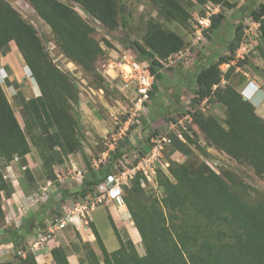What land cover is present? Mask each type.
<instances>
[{
	"label": "trees",
	"instance_id": "1",
	"mask_svg": "<svg viewBox=\"0 0 264 264\" xmlns=\"http://www.w3.org/2000/svg\"><path fill=\"white\" fill-rule=\"evenodd\" d=\"M71 1L78 3L82 10L110 29L118 28L123 22L118 19L119 7L116 0ZM152 1L160 7L162 13L175 20H187L191 16L178 0ZM194 1L215 5L229 3L228 0ZM29 3L51 27L63 53L81 63L84 68H92L97 57L103 53V47L94 37L92 25L74 6L62 0H29ZM250 13L255 20L260 21L264 58V0L258 9H252ZM223 19V13L214 14L211 27L205 31V35L211 29H220ZM237 40L234 39L230 43L233 53L239 42L238 38ZM12 41L41 87L42 96L39 100H27L19 89V83L7 80L18 89L15 98L21 100L24 105L28 136L0 83V226L4 224L6 216L3 201L10 198L14 192L12 185L5 178L3 168L15 156L24 157L31 151L29 138L34 137V143L38 144L39 137H44L41 142L50 149L51 154L48 157L51 158L56 157L57 145L61 146L64 153L82 148L78 118L72 112L73 106L79 102L77 92L72 94L73 102L68 105L69 108L58 106L54 97L50 101L46 100L48 94H45L54 84L66 88L68 85L75 87L74 83L67 81L64 74L48 60L36 27L24 18L9 0H0V55L11 50ZM134 43L138 50L133 51L147 60L156 77L160 78L161 74L157 72L156 67L162 66L161 60L180 51L184 46V39L175 31L163 27L160 22L152 20L143 42ZM212 59L210 58L209 64L201 66L195 74L196 88L192 102L199 104L206 98L211 102H221L226 116L221 121L215 116H206L199 112L200 115L191 114L193 120L210 146L225 152L242 164L250 165L257 175L264 176V117L256 112L254 104L244 99L235 86L221 85L223 76L220 65L232 60V56L222 55L216 62ZM4 69L9 74L12 72L9 64H6ZM37 101L42 103V109L36 107ZM36 127L42 128L43 131ZM50 127L54 128L52 133L49 132ZM45 131L48 132L47 136L42 134ZM54 136L61 140L56 141ZM171 137L174 148L181 151H188L190 143L195 141V138L186 132L185 141L175 134H171ZM120 147L121 143L117 144L116 157L121 156ZM134 164L136 159L130 166ZM111 166L108 162L99 172L90 167L85 187L73 194H94L95 186L113 171ZM167 170L171 176L164 170L157 172V182L164 189L161 199L145 197V188L142 186L145 176L142 172H137L129 184L124 185L127 191L125 203L134 221H130V224L138 232L137 241L140 233L146 253L139 254L130 236L126 240L122 238L111 215L110 219L120 245L117 249L109 251L90 215L89 224L101 251L102 260L97 252L92 250L88 264H264V198L257 202L249 201L240 186L236 187L238 183L231 174L224 176L205 163L173 162ZM49 176L55 177L53 171ZM14 232L16 230H11L13 237L10 235L6 240L4 238L0 245L17 246L20 241H24L23 235H14ZM68 252L62 245L52 247L54 264H70ZM22 262L38 264L32 253ZM81 262L85 264L83 260ZM3 264H17V261L10 260Z\"/></svg>",
	"mask_w": 264,
	"mask_h": 264
},
{
	"label": "rangeland",
	"instance_id": "2",
	"mask_svg": "<svg viewBox=\"0 0 264 264\" xmlns=\"http://www.w3.org/2000/svg\"><path fill=\"white\" fill-rule=\"evenodd\" d=\"M9 1L24 18L36 27L48 55V60L64 74L67 81L70 80L74 83L75 87L68 85L66 88L54 84L51 90L46 91L45 94H48L46 100L50 101L54 97L58 106H67L69 108L68 105L73 102L71 96L77 92L79 102L73 106L72 112L78 118L80 134L82 136H90L92 140L84 143L89 153L88 156L96 159V161L93 159V163L97 162L98 166H101L108 165V162H110L112 165L111 170L113 169L112 172L118 169L122 170L125 166H130L134 162V159L139 154L140 143H144L146 148L152 144V136H154L155 130L158 128L156 124L157 126L158 124L162 125V128H159L155 134L163 133L162 131L168 133L170 132V122L183 118L186 124L192 122L188 129L193 134L195 133L194 135L190 134L195 138V141L190 143L188 151L174 148L173 143L165 146L162 150V155L157 161L158 167L156 165L152 166L156 170L154 181L145 180V182H142V186L145 188V197L161 199L164 196V189L157 182L158 170H164L166 174L171 176L167 168L173 162H192L195 164L205 163L224 176L231 174L238 183L236 187L240 186L249 201L257 202L264 198V176L257 175L250 165L242 164L225 152L210 146L199 126L194 120L190 121L188 117V113L200 115L199 112H202L206 116H215L221 121L225 118L226 111L221 102H211L207 98L199 104L192 102L196 88L195 74L201 69V66L207 65L210 58H213V62H216L225 54L231 55L233 59L230 62V66L226 68V75L224 81H221V85L232 84L245 99L250 97L249 100L254 104L256 112L264 117L263 42L260 23L254 20L250 13V10L258 9L263 0H228V4H222L216 9L217 13L225 15L220 29H211L205 35V38L200 40H197L194 35V25L198 16L204 14V4L197 3L194 0H178L191 14L187 20H175L162 13L160 7L152 0H116L119 7L118 19L123 20L116 29H110L103 25L99 20L82 10L78 3L71 0H62L74 6L81 16L92 25L94 29L93 35L103 47V53L97 57L90 69L84 68L81 63L63 53L51 27L38 15L30 5L29 0ZM152 20L160 22L166 29L180 34L184 39V46L178 53L163 59L162 66L156 67L161 77L157 78L155 76L154 84H156V87L151 93L150 102L145 104V109L142 110V107L137 111L135 105L138 96L134 88V80H136L140 69L134 71L132 77L127 79L124 76V72L129 69L133 70L131 63L136 61L135 59L146 64L145 59L143 60L138 55L135 57L136 53L133 49L138 50L135 48L134 42H143V37ZM254 21L256 22L255 24ZM237 38L239 42L233 53L230 43L234 39L237 40ZM10 45L11 50L0 55V83L7 97L13 106L16 107L18 102L14 101L13 93L17 88L7 82L8 79L11 80L13 78V74H9V72L4 70V66L9 64L10 67H14V71L21 79L25 74L28 76L32 74L15 43L12 41ZM238 53L242 55L237 57ZM129 54L134 55L135 59ZM148 55L152 56L149 53ZM32 81L36 85L34 79ZM127 83L129 84L127 85ZM19 86L27 92L31 84L30 82H24L23 85ZM152 119H158L159 121L154 123ZM100 123H103L101 127H99ZM164 125H167V127L165 128ZM96 130L100 133H97ZM120 143L121 156L116 157V147ZM104 151H107L105 158L102 154ZM77 157L78 155H73L79 168H86L85 161L83 160L84 162L81 163V161L77 160ZM102 158L103 160H100ZM71 162L69 161V163L63 165L64 171L62 169L61 171L59 170L62 175L64 173L63 176L69 181L72 180V176H76V174L68 173V166H71ZM99 170L101 168L98 169V172ZM6 171L4 169V172ZM65 184L56 188L58 193L49 191L50 195L47 197L52 199L51 205L57 210L62 208V204L72 207L75 196H79L78 194H73L74 192H70V188H64ZM73 187L75 188L76 186ZM39 193H42V190ZM95 194L96 191L93 196ZM126 194L127 191L123 187L121 195L124 200ZM44 202L42 201L39 205L34 206V212L45 208L42 206ZM111 203L112 206L114 204L117 205L115 200L105 199L103 203L98 204L90 213L106 247L111 251L117 249L120 245L110 219L111 215L122 238L126 240L130 236L139 254L144 255L146 249L142 237L139 233V240L137 241L138 232L130 224V221L133 223L134 221L128 211H126L128 209L127 205L125 206L126 203L121 206V209L115 205L111 207ZM9 234L8 230L7 232L4 230L0 235V241L1 238L4 239L10 236ZM29 239L31 237L19 243L24 244ZM83 239L85 240L82 243L84 244V251L80 259L85 264H88L90 252L94 250L102 260L101 251L94 239L92 241L88 238ZM6 245L9 244L1 245L0 247H8ZM5 249L7 248H3V251ZM4 253L0 254L3 255ZM36 262L38 264H54V261L52 263L49 261V257L48 259L47 257L38 258Z\"/></svg>",
	"mask_w": 264,
	"mask_h": 264
},
{
	"label": "crops",
	"instance_id": "3",
	"mask_svg": "<svg viewBox=\"0 0 264 264\" xmlns=\"http://www.w3.org/2000/svg\"><path fill=\"white\" fill-rule=\"evenodd\" d=\"M13 68L14 67H11L12 69L11 73L13 74L12 75L13 80L11 79L12 82L17 81L19 85H23L24 82H30L31 84L30 89L27 92L24 90V88H21L19 86V89L22 90L24 97L27 100L31 98H36L37 100H39V97L42 96V91L36 79L32 75L28 76L27 74H25L23 78L21 79L18 76V74L14 71ZM29 71L31 73V70ZM33 79L36 85L33 83L32 81ZM11 85H14V84L12 83ZM17 90L13 93V99L16 103L18 102V104L16 107H14L12 103L11 104L14 108V111L18 117V120L22 128L26 131L27 135L29 136V133L26 129L27 125L24 121L25 117H27L26 115L27 113L23 109L24 105L22 101L15 98V94L17 93ZM41 104L42 103H40V101H37L36 107L38 106V109H42L43 107ZM152 120H153L152 122L154 123H157L159 121L158 119H152ZM102 124L103 123H100L99 127H101ZM156 127H158L156 128L158 130L159 128H162V125L158 124L157 126L156 124ZM164 127L166 128L167 125H164ZM36 128L41 132L43 131L42 128L40 127H36ZM53 129L54 128L50 127L49 132L52 133ZM157 130H155V133L157 132ZM96 131L97 133H100L98 130ZM94 133L96 134V132ZM42 134L46 135L48 134V132L45 131ZM101 135H104V134H101ZM54 137L56 141L61 140V138L57 136H54ZM41 138L43 139L44 137H41V136L39 137L38 144L34 143L33 141L35 139L34 137L29 138L30 145H31L30 146L31 151L27 153L24 157H21L18 155L15 156V158L12 161L8 162L4 167V169L7 170L6 171L7 173L4 172L5 178L12 185L14 192L12 193V196L10 198L4 199L3 201L6 216H5L4 225L0 226V235L1 233L4 232V230L6 231L8 230L10 233H11V230H16V232H14V235H17L19 233V235L24 236V239H27L33 235L30 233H35L36 230L38 231V230L47 229L50 221L55 215L63 214V211H62L63 208H59V210H57L53 205H51L52 199H49L47 202H44V204H42V206H44L45 208H42V210L40 211L36 210L37 212L36 211L34 212L33 210L34 206L39 205L40 203V202L34 201L33 199L34 193L39 192L46 186L49 187V190L51 192L56 193L57 191L55 189L58 186L63 185L64 183H66L65 184L66 186H64V188H70L71 189L70 192L78 193L86 185L85 180H86V176L89 172L88 170L90 169V167L92 168L94 166L92 168L93 171L98 172V169L107 165L105 164V165L98 166L97 162L93 163L94 158L88 156L89 153L87 152L85 143L87 141L88 142L92 141L90 136H86V135L82 136L80 134L79 138L82 144V148L78 151H74L71 153H64L61 146L57 145L56 154H55L56 159L48 157L49 154H51L50 149H48L47 145H44L41 142ZM102 154H103V157L105 158V156L107 155V151L102 152ZM73 155L74 156L78 155L77 160L81 161V163L85 161L84 163H85L86 168H83V169L79 168L78 163H76V161L73 158ZM94 160L96 161V159ZM100 160H103V158ZM69 161H72V162H71V166H68L69 168L68 173L76 174V176H72V180L70 181L69 179L63 176L64 173L62 175L60 172L61 169L64 171L63 165L69 163ZM102 162L104 163V161ZM48 164H50L51 166H49ZM26 170H28L29 173ZM51 171H53V173L55 174V177L53 178L49 176ZM57 172L58 174H60L61 178L63 179V182H59L58 177H57ZM73 179H76V180L73 181ZM73 186H76V187L74 188ZM113 206L111 203V207ZM11 236L13 237V235ZM73 236H75V238H73ZM83 238H88L91 241L92 239H94L95 241V235L92 232L91 227L89 226L88 228H83V231H82V228L76 227L73 224H69L62 231L56 234V237L54 238V240L50 242V247L49 249H47V252L45 254L39 255L38 258L47 257L48 259L49 257V261H51L52 263L54 261L51 256L52 247L62 245L65 248H67L69 251L68 258H69L70 264H82L80 258L82 256V252L84 251L82 243L85 242V240ZM1 240L4 241L3 238H1ZM5 240H6V237H5Z\"/></svg>",
	"mask_w": 264,
	"mask_h": 264
},
{
	"label": "built area",
	"instance_id": "4",
	"mask_svg": "<svg viewBox=\"0 0 264 264\" xmlns=\"http://www.w3.org/2000/svg\"><path fill=\"white\" fill-rule=\"evenodd\" d=\"M219 8V5L213 3L204 4V14L198 16L196 19V24L194 25V35L197 40L205 38V31L211 26V18L216 14V9ZM256 22H254L255 24ZM134 58V55L129 54ZM242 54L238 53L237 57ZM136 57V56H135ZM135 59V58H134ZM133 61L131 66L133 70H125L124 76L127 79L132 77L134 71L138 69V76L134 80L136 92L138 95L135 109L139 111L142 107V110L145 108V104L150 101V92L153 88L155 74L152 72L149 64L146 62ZM230 66V62L223 63L220 68L222 70V81H224V74L227 71V67ZM129 83H127L128 85ZM190 121L192 117L188 115ZM192 123V122H191ZM190 123V124H191ZM189 124H186L183 118L179 120L172 121L170 124V130L181 140H185V132L191 133L188 129ZM171 143L170 132L165 134H158L152 138V144L145 147L143 144L142 151L143 154H138L136 164L133 166H125L124 169H118L106 176V178L95 186L96 194L86 195V196H75V201L72 204V207H68L65 204L62 205L63 214L55 215L50 221L47 229L38 230L36 233H33L31 239L26 243L9 244L5 251L0 247V250L4 253L0 257V264H3L6 261H17V264H23V260L27 259L29 253L34 254L35 257H39L41 254H45L47 249L50 247V242L54 240L56 234L62 231L67 225L73 224L79 228H88L90 226V213L98 204H101L108 200H115L118 208H121L125 204V200L122 197V188L124 185L128 184L132 178L137 174V172H142L145 176L142 179V182L154 181L156 170L153 168V165H158L157 161L162 155V150L166 145ZM146 149V150H145ZM158 167V166H157ZM57 177L59 182H63L60 174L57 172ZM42 193H34L33 199L35 202L47 201L49 194V187L46 186L42 189ZM44 192V193H43ZM58 193V191L56 192ZM61 194V191H59ZM49 200V199H48ZM107 202V201H106ZM1 246V245H0Z\"/></svg>",
	"mask_w": 264,
	"mask_h": 264
},
{
	"label": "clouds",
	"instance_id": "5",
	"mask_svg": "<svg viewBox=\"0 0 264 264\" xmlns=\"http://www.w3.org/2000/svg\"><path fill=\"white\" fill-rule=\"evenodd\" d=\"M217 5H219V7L221 6V4H217ZM217 14V13H216ZM264 18V17H263ZM255 20V19H254ZM257 21V20H256ZM255 22V21H254ZM257 22H259L260 23V21H257ZM211 24H212V18H211ZM211 27V26H210ZM181 51V50H180ZM179 52V51H178ZM178 52H176V53H178ZM135 56H136V54H135ZM236 56V55H235ZM143 59V58H142ZM144 60V59H143ZM163 60H161V62H162ZM145 62H147V60L145 61ZM229 62H232V60H230ZM148 63V62H147ZM224 63H226V62H224ZM149 64V63H148ZM223 64V63H222ZM221 64V65H222ZM220 65V66H221ZM149 67H150V65H149ZM221 69V68H220ZM5 70V69H4ZM29 70H31L30 68H29ZM222 71V70H221ZM153 72V71H152ZM158 72V71H157ZM154 73V72H153ZM31 74H32V71H31ZM155 74V73H154ZM33 76V75H32ZM155 76H156V74H155ZM34 77V76H33ZM225 77V76H224ZM35 78V77H34ZM133 86V85H132ZM135 89H136V87H134ZM153 89H154V84H153V88H152V90H151V92H150V100H151V93H152V91H153ZM137 93V92H136ZM138 96V95H137ZM243 96V95H242ZM244 98V97H243ZM250 98V97H249ZM249 98L248 99H246V100H249ZM245 99V98H244ZM250 101V100H249ZM150 102V101H149ZM146 107V106H145ZM145 109V108H144ZM188 115H190L191 117H192V115L190 114V113H188ZM192 121H193V117H192ZM172 122V121H171ZM171 122H170V124H171ZM189 125H191V124H189ZM186 133H188V132H186ZM160 134H165V132H163V133H160ZM171 134H174L171 130H170V136H171ZM189 134H193L192 132L191 133H189ZM156 135H158V134H156ZM156 135H154V136H152V138L153 137H155ZM183 141H185V140H183ZM143 144L144 143H140V146H139V152H142V153H140V154H143V151H142V146H143ZM171 144H172V137H171ZM138 156V155H137ZM137 156H136V158H137ZM135 158V159H136ZM136 161H137V159H136ZM115 205V204H114ZM116 207H118L117 205H115ZM125 206H126V204H125ZM119 209H121V208H119ZM126 209V208H125ZM126 211H128V209H126ZM36 259H38V257H36Z\"/></svg>",
	"mask_w": 264,
	"mask_h": 264
}]
</instances>
